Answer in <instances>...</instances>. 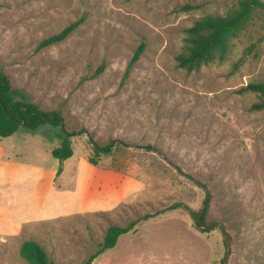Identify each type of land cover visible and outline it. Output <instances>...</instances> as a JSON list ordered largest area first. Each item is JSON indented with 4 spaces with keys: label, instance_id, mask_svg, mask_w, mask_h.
<instances>
[{
    "label": "rangeland",
    "instance_id": "obj_1",
    "mask_svg": "<svg viewBox=\"0 0 264 264\" xmlns=\"http://www.w3.org/2000/svg\"><path fill=\"white\" fill-rule=\"evenodd\" d=\"M235 4L0 0V71L42 110L62 113L66 129L75 133L69 164L94 154L92 139L102 148L110 145L100 157L102 166L143 185L133 202L112 213L74 216L42 228L35 239L51 260L83 264L111 225L126 227L145 215L173 223L191 219L195 227L184 208L169 209L181 204L199 212L208 193L204 233L214 264H264V110L253 111L258 97L244 91L264 81V10L232 40L224 62L189 73L176 61L188 28ZM187 5L194 9L184 10ZM81 19L65 42L38 49L43 39ZM141 45V59L124 81ZM61 130L21 127L0 140L10 158L51 167L61 163L52 155L61 146Z\"/></svg>",
    "mask_w": 264,
    "mask_h": 264
},
{
    "label": "crops",
    "instance_id": "obj_2",
    "mask_svg": "<svg viewBox=\"0 0 264 264\" xmlns=\"http://www.w3.org/2000/svg\"><path fill=\"white\" fill-rule=\"evenodd\" d=\"M7 152L0 140V264H29L20 254L21 246L26 241L38 242L35 237L49 223L112 213L133 202L143 190L138 179L101 164L95 166L85 155L75 164H69L73 155L48 167L14 160ZM163 217L122 235L115 247L92 264H214L209 235L194 227L191 219L173 223L161 221ZM16 252L22 258L19 261Z\"/></svg>",
    "mask_w": 264,
    "mask_h": 264
},
{
    "label": "trees",
    "instance_id": "obj_3",
    "mask_svg": "<svg viewBox=\"0 0 264 264\" xmlns=\"http://www.w3.org/2000/svg\"><path fill=\"white\" fill-rule=\"evenodd\" d=\"M183 9L193 10L194 7L187 5ZM262 9L264 10V3L260 0H236L235 6L225 14H209L198 19L193 26L186 30L184 50L176 58L178 67L192 73L198 72L203 67L216 62H224L229 55L232 40L247 29L254 13ZM82 22L83 19L76 21L59 33L43 39L38 49H47L65 42L79 28ZM143 52L144 45H141L125 71L124 81L129 78L135 65L141 59ZM105 68V65H102L97 70L96 75L102 74ZM244 91L255 94L258 97V101L252 106L253 111L264 110V81L252 82L244 88ZM45 125L62 129L61 133L57 134L62 141L61 146L52 151L54 158L63 163L73 157L72 138L75 133L66 129L62 113L60 111L42 110L31 101L29 94L25 90L14 88L9 77L0 71V137H11L21 127L36 132ZM90 143L93 145L94 154L88 157V161L98 166L100 157L106 153L105 149H110V145L102 148L94 143L92 139ZM61 172L62 168L59 169L58 174ZM196 183L205 188V185H201L200 182L196 181ZM209 202L210 197L207 193L204 207L199 212H195L188 206L181 204L174 205L169 210L184 208L195 219V227L204 233L209 230L204 227L209 210ZM154 217L156 216L145 215L126 227L111 225L98 251L84 261L83 264H92L100 254L115 247L122 235L137 231L142 222ZM20 254L29 264H55L50 259L45 248L36 241L24 242L21 246Z\"/></svg>",
    "mask_w": 264,
    "mask_h": 264
},
{
    "label": "water",
    "instance_id": "obj_4",
    "mask_svg": "<svg viewBox=\"0 0 264 264\" xmlns=\"http://www.w3.org/2000/svg\"><path fill=\"white\" fill-rule=\"evenodd\" d=\"M113 144H115V142Z\"/></svg>",
    "mask_w": 264,
    "mask_h": 264
}]
</instances>
